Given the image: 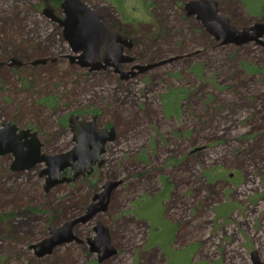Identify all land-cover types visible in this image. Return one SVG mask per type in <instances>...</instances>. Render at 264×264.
Returning a JSON list of instances; mask_svg holds the SVG:
<instances>
[{"label":"rangeland","instance_id":"obj_1","mask_svg":"<svg viewBox=\"0 0 264 264\" xmlns=\"http://www.w3.org/2000/svg\"><path fill=\"white\" fill-rule=\"evenodd\" d=\"M47 1L0 0V63L49 59L34 69L0 68V126L33 129L47 155L75 146L71 114L99 116V126L115 127L118 138L102 168L49 193L40 177L44 164L13 172L14 157H0V264H97L86 246L58 248L43 259L30 246L47 238L49 227L84 215L106 182L129 179L122 193L147 173L155 178L119 200V225L134 222L114 236L120 252L102 262L252 264L254 251L264 261V46L222 45L184 11L195 0H82L139 40L127 51L135 62L125 72L180 58L122 80L114 68L91 72L70 61L63 28L43 15ZM214 1L237 30L264 23V0ZM51 96L59 98L56 110L42 103ZM140 156L148 158L144 172ZM167 173L172 191L163 183ZM98 221L76 234L94 237Z\"/></svg>","mask_w":264,"mask_h":264},{"label":"water","instance_id":"obj_2","mask_svg":"<svg viewBox=\"0 0 264 264\" xmlns=\"http://www.w3.org/2000/svg\"><path fill=\"white\" fill-rule=\"evenodd\" d=\"M188 16H197L206 31L221 41L222 45L244 46L251 43L264 44V23H256L250 28L237 30L229 18L222 16L218 4L214 0H195L185 5ZM60 18L55 9L46 7L43 15L58 23L63 28L64 41L68 44L74 55L70 61L82 69L91 72H101L114 68L122 79L136 77L153 69L179 60L174 57L158 63L135 66L136 72H125L124 66L133 64L135 59L127 54L134 48L131 37L113 30L105 21L103 15L91 8L82 0H64L61 5ZM48 58L38 59L31 63H24L18 58H12L7 64L9 67L23 68L25 66L44 65ZM1 65V64H0ZM73 133L75 146L68 152L47 155L42 152L43 145L38 133L32 129H20L12 123H5L0 128V157L12 155L14 161L11 165L13 172H25L38 165H45L40 177L45 178L44 191L49 193L52 189L75 183L82 177L90 176L96 166L102 167L105 163L103 154L108 143L115 141L114 128L101 129L97 125V117L91 120L82 119L77 114H71L68 119ZM71 175H65L66 171ZM122 181H108L93 197L84 215L66 221L56 227H49V236L30 246L34 255L43 259L53 255L56 249L71 243H84L75 233L80 224L95 220L98 214L106 212L114 190ZM95 236L87 240L92 254H97L99 263L118 254L113 246L109 229L100 221L94 226ZM252 264H264L257 251L251 253Z\"/></svg>","mask_w":264,"mask_h":264},{"label":"flooded vegetation","instance_id":"obj_3","mask_svg":"<svg viewBox=\"0 0 264 264\" xmlns=\"http://www.w3.org/2000/svg\"><path fill=\"white\" fill-rule=\"evenodd\" d=\"M256 1V0H255ZM48 7H51V6H48ZM56 11V13H59L57 10H55ZM58 15V14H57ZM128 36V35H127ZM130 37V36H129ZM132 38V37H131ZM132 39H134V38H132ZM134 41V40H133ZM257 44V43H256ZM248 45V44H247ZM257 45H259V44H257ZM245 46V45H244ZM261 46H264V44H262ZM134 47H135V43H134ZM134 49V48H133ZM0 50H1V46H0ZM131 51V50H130ZM12 59V58H11ZM1 65H0V68H4V67H6V66H8L7 64H4V63H0ZM75 65V64H74ZM9 67V66H8ZM26 67V66H25ZM29 67H32V69H34L35 68V66H29ZM10 68V70L11 71H14V72H17V70L18 69H21V68H18V67H9ZM24 68V67H23ZM122 79V78H121ZM122 80H124V79H122ZM126 80H128V79H126ZM81 117V116H80ZM97 117V125H98V127L99 128H101L100 126H99V124H98V120H99V116H96ZM82 118V117H81ZM171 118H173V116L171 115ZM6 123H12V122H6ZM5 124V123H4ZM3 124V125H4ZM12 124H14V123H12ZM3 125L2 126H0V128H2L3 127ZM68 125H69V122H68ZM69 127H70V125H69ZM111 128H114L115 129V131H116V139H115V141L117 140V138H118V133H117V129L115 128V127H113V126H109V125H107L106 126V128H104V129H111ZM29 129H31V128H29ZM101 129H103V128H101ZM185 129H186V136L189 134V131L190 130H188V128H187V126L185 127ZM33 130V129H32ZM34 131V130H33ZM185 136V137H186ZM192 136V135H191ZM115 141H113V142H115ZM113 142H111V143H113ZM110 143H108L107 145H106V147H105V154H103V158L108 154V145H109ZM192 151L193 150H191L188 154H186L187 156L189 155V156H192L193 155V153H192ZM198 153V152H197ZM196 154V153H195ZM141 157V156H140ZM142 158V164L139 166V167H143V172L146 170V168H147V165L145 164V162L147 161V156H142L141 157ZM104 160H105V158H104ZM104 165H105V163H104ZM103 165V166H104ZM99 168H102V167H98V166H96L95 168H94V172L92 173V175L97 171V170H99ZM133 168V167H132ZM132 168H128V170H130V169H132ZM68 173V172H67ZM159 173V172H158ZM70 174V173H69ZM91 176V175H90ZM170 176H169V174L167 173L166 175H165V179H163V183H165L170 189H171V191H172V187H173V183L172 182H174L175 181V179H174V177H172V178H169ZM155 178V175L154 174H152V173H147V174H144L143 176H141V178H139V181H137V183H131L130 184V186L126 189H124L123 191H122V193H119L118 192V190L120 189V187H122V186H125V184H127L128 182H130L129 181V179L128 180H125V181H123L122 182V185H120L116 190H114L113 191V193H112V196H111V200H110V203H109V206H108V209H107V211L106 212H102V213H100V214H98L97 215V217L95 218V220L96 219H102L105 223H103V221H100V222H102L105 226H107V228L109 229V234H110V237H111V241H112V244L115 246V248L118 250V252H120V246L119 245H116V244H114V236H119V234L121 233V230L123 229L122 227L123 226H128L130 223H133L134 222V219L132 220V219H129V220H127V219H124V224H123V226H120L119 225V223L121 222L120 220H118V219H116L115 218V213H116V211L120 208V201L119 200H121V202L123 203L124 202V198H123V196L124 195H126V194H128L127 196H125L126 197V199H125V201H128V199L130 198V196L131 195H133L134 194V192H136L137 191V187L139 186V185H141L142 183H144L145 181H147V182H151L153 179ZM217 181H222L221 179H218ZM81 190V188H79V191L78 192H81L80 191ZM160 192V191H159ZM159 192H156L155 194H158ZM136 201V199L134 198V200L133 201H131V203H134ZM92 202H93V199H91V202L86 206V209L88 208V206L90 205V204H92ZM120 205V206H119ZM119 207V208H118ZM116 208H118V209H116ZM31 209H33V208H31ZM31 209L29 210V211H31ZM86 209H85V211H84V213H86ZM14 214H17L16 213V211L15 212H13ZM118 213V212H117ZM12 214V213H11ZM83 214V213H82ZM5 215H7V214H5ZM16 217V216H15ZM14 217V218H15ZM12 219V218H11ZM119 222V223H118ZM91 223V222H90ZM89 223H87V224H80V225H78L77 227H76V229H75V233H76V230L79 228V227H83V226H86V225H88ZM93 232H94V227H93ZM77 235V234H76ZM49 236V235H48ZM78 236V235H77ZM94 236H95V232H94ZM79 237V236H78ZM91 238V237H90ZM81 240H83L82 238H80ZM89 239V238H88ZM87 239V240H88ZM87 240H84L85 242L84 243H82V244H80V243H71V244H67V245H65V246H62V247H60V248H63V247H67V246H71V245H74V246H76L79 250H81V248L82 247H84V246H86L87 248H88V250L90 251V247H89V245L87 244ZM56 251V250H55ZM107 262L108 261H105V262H102V263H99V260H98V258H97V260H96V263L97 264H107Z\"/></svg>","mask_w":264,"mask_h":264},{"label":"trees","instance_id":"obj_4","mask_svg":"<svg viewBox=\"0 0 264 264\" xmlns=\"http://www.w3.org/2000/svg\"><path fill=\"white\" fill-rule=\"evenodd\" d=\"M63 1L64 0H48L47 1V4H48V6H51L52 8H54L55 10H57V11H61V5H62V3H63ZM184 9V11H185V8H183ZM250 10V9H249ZM262 11H264V9L262 10ZM256 12V11H255ZM260 15H262V14H260ZM160 25V24H159ZM111 27V26H110ZM113 30H115V31H118V32H120V33H123V34H125V35H128V36H130L129 35V33L125 30V29H119V30H116V29H114L113 27H111ZM151 39V40H150ZM149 40L151 41V42H155L156 40H155V38H150ZM134 40V43H135V46H136V43L139 41L138 39H133ZM25 84L27 85V86H29V84L27 83V82H25ZM171 93H174V91L173 92H171ZM170 93V94H171ZM166 97H169L168 95H166ZM42 103L43 104H45L46 106H48V107H50V108H52V109H57L58 108V104H59V98L58 97H56V96H51V97H47V98H45V99H43L42 100ZM31 211H36V209L35 208H33V209H31ZM16 216V214H9V215H5V216H1V219L2 220H10L11 218H14Z\"/></svg>","mask_w":264,"mask_h":264}]
</instances>
